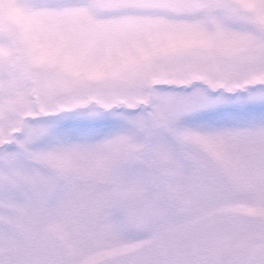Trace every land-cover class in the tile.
<instances>
[{
  "label": "snow or ice",
  "instance_id": "6c2138e0",
  "mask_svg": "<svg viewBox=\"0 0 264 264\" xmlns=\"http://www.w3.org/2000/svg\"><path fill=\"white\" fill-rule=\"evenodd\" d=\"M0 264H264V0H0Z\"/></svg>",
  "mask_w": 264,
  "mask_h": 264
}]
</instances>
